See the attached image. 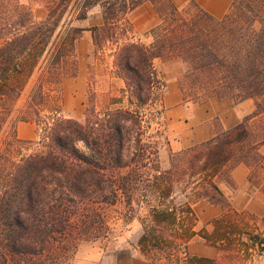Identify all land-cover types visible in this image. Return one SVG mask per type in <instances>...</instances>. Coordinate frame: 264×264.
<instances>
[{
	"label": "trees",
	"instance_id": "1",
	"mask_svg": "<svg viewBox=\"0 0 264 264\" xmlns=\"http://www.w3.org/2000/svg\"><path fill=\"white\" fill-rule=\"evenodd\" d=\"M32 1L42 6L43 19L20 0H0V264L68 262L80 241L106 237L98 211L104 205H123L128 218L138 220L144 256L217 264L190 256L187 244L199 237L219 252L232 248L220 244L240 230L223 227L234 212L216 180L230 163L257 162L264 146V0H230L220 19L192 0L183 9L171 0ZM144 3L154 7L159 22L144 34L146 42L132 41L127 16ZM94 8L100 24L73 26ZM85 31L101 76L108 71L124 87L121 97L102 103L89 80L80 122L62 117L60 85L75 74V44ZM155 60L183 65L193 92L188 99L181 85L184 103L252 100L253 114L205 143L172 153L161 169L163 145L145 128L153 107L163 112L165 85ZM38 68L35 87L18 107ZM18 123L33 124L36 140L19 139ZM200 201L223 208L211 233L196 229L193 204Z\"/></svg>",
	"mask_w": 264,
	"mask_h": 264
},
{
	"label": "rangeland",
	"instance_id": "2",
	"mask_svg": "<svg viewBox=\"0 0 264 264\" xmlns=\"http://www.w3.org/2000/svg\"><path fill=\"white\" fill-rule=\"evenodd\" d=\"M171 1L179 9H183L190 2V0ZM192 1L200 7L197 0ZM198 1L202 2L204 5H207L208 3L209 5L222 4V0ZM20 2L24 5H28L32 9L33 15L36 19H43L44 11L40 4L35 3L32 0H20ZM127 20L133 30V37L129 36V38L132 41L141 40L143 42H146L144 34L148 31V29H150L149 27L159 21L154 7L150 3H144L129 13ZM100 22V10L99 8H94L89 13L85 21L74 22L73 26L87 30L91 26L100 24ZM108 55L109 52L107 50L106 56ZM105 61L107 66L111 67L112 59L110 57H105L104 62ZM74 62L75 74L73 76H65L61 81V114L64 118L82 122L84 119V110L88 101V89H90L88 85L89 80H91L92 83L91 89L102 103H108V101H105L107 96L111 98L121 97L120 91L123 89L124 85L122 81L111 77L108 71L107 74L104 72L105 74L101 76L102 72L98 70V67H100V61L93 55L91 36L88 31L83 32L75 44ZM154 66L161 81H163L165 85L163 95L172 84L178 83L180 88L182 84L186 86V97L190 99L193 92L191 91L189 81L183 80L184 67H181L180 65H172L170 63L164 64L159 61H155ZM39 67H44L43 63ZM41 70L42 68H38L30 78L18 100V107L24 105L31 90L37 83ZM159 113L160 106L158 105L153 107L152 110L148 112L147 118H151L149 122L150 125H145V128H147L146 136L148 138L158 141L161 145H163L159 151L158 158L160 168L164 170L169 166L170 156L172 153L168 152V148L166 146V137L164 136L166 123L164 118H162V114ZM33 129H35L33 140L24 141L36 140V128ZM24 136H27L26 131L24 132ZM252 182L255 187L258 188V195L264 201V177H260L256 172H254L252 174ZM98 211L103 216L109 229L106 237L93 241H80L74 252L70 255L68 262L65 261L60 264H173L168 263L163 259V257H156L152 259L141 254L137 241L142 233V227L137 219L128 218L125 213L127 210L124 209L123 205H117L114 207L104 205L98 207ZM142 214H140V217L143 216ZM225 223L226 224L223 225V227L227 228L229 227L228 225L231 224L239 227L240 230L238 233H235V235L232 234L229 241L224 240V243L220 244V246H225L226 244L229 246L230 244L232 248L224 250L222 248L221 251L217 252V257L214 259L216 263L264 264V242H262L264 241V218L234 212V214L229 216L228 221ZM196 229H204L207 232V230L201 225H198ZM228 229H230V227ZM209 231L210 233L212 232L211 227L209 228ZM250 237L256 238V244H252L249 241ZM196 238L200 240L199 242L201 245L206 246V249H208L207 247H212L201 238ZM242 243L248 244V247L243 246ZM240 250L243 252H239ZM179 261V264H184L182 262V256Z\"/></svg>",
	"mask_w": 264,
	"mask_h": 264
},
{
	"label": "crops",
	"instance_id": "3",
	"mask_svg": "<svg viewBox=\"0 0 264 264\" xmlns=\"http://www.w3.org/2000/svg\"><path fill=\"white\" fill-rule=\"evenodd\" d=\"M200 8L216 19L222 18L230 8V0H222L219 5H204L197 0ZM159 22V21H158ZM154 23L149 28H153ZM149 30V29H148ZM161 63L166 64V62ZM154 61V62H155ZM169 64V63H167ZM171 64V63H170ZM180 65L181 64H172ZM167 89V88H166ZM162 118L165 120L164 136L167 139V148L170 153H177L193 146L211 140L217 133L231 130L255 110L252 100L234 103L230 100L209 99L205 102L188 104L184 103L178 83L172 84L162 98ZM33 126V127H32ZM34 125L18 123L17 137L21 140H33ZM27 136H24V132ZM257 162L230 163L225 171L216 180V185L227 200L233 212L249 214L254 217L264 218V201L258 195V188L252 182V174L264 177V146L257 149ZM197 218V226L201 225L210 233L213 227L210 222L223 214L222 208L200 201L193 204ZM200 239V238H199ZM197 238L187 244L190 256L215 259L217 251L213 247L201 245Z\"/></svg>",
	"mask_w": 264,
	"mask_h": 264
}]
</instances>
